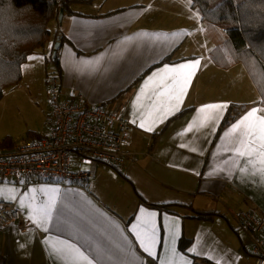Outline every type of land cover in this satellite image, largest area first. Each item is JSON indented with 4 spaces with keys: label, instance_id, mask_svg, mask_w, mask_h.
Segmentation results:
<instances>
[{
    "label": "crops",
    "instance_id": "0c3cea01",
    "mask_svg": "<svg viewBox=\"0 0 264 264\" xmlns=\"http://www.w3.org/2000/svg\"><path fill=\"white\" fill-rule=\"evenodd\" d=\"M50 25L51 41L30 57L44 50L51 55L58 43L62 97L82 94L88 104H107L126 118L134 156L117 169L99 166L86 183L0 181V201L14 203L27 219L23 229L0 228V264H250V241L236 231L234 217L241 211L264 215V176L235 154L237 137L227 134L253 107L264 116V107L241 64L223 69L210 59L224 33L201 21L188 0L74 3ZM196 60L176 110L161 70ZM210 104L226 107L209 110L215 119L201 126L199 109ZM231 104L247 107L217 135ZM4 134L0 141L10 138ZM28 140H8L0 148ZM52 196L51 216L38 226L33 209ZM163 205L172 212L153 207ZM148 213L155 256L136 235ZM180 240L189 242L186 252Z\"/></svg>",
    "mask_w": 264,
    "mask_h": 264
},
{
    "label": "built area",
    "instance_id": "2783aa9c",
    "mask_svg": "<svg viewBox=\"0 0 264 264\" xmlns=\"http://www.w3.org/2000/svg\"><path fill=\"white\" fill-rule=\"evenodd\" d=\"M50 129L45 136L0 148V181L29 179L86 183L99 166L120 168L134 154L128 150L130 124L107 104L90 105L82 94L62 97L60 77H47ZM238 233L250 241V264H264V215L241 211ZM27 219L12 202L0 201V228L23 229Z\"/></svg>",
    "mask_w": 264,
    "mask_h": 264
},
{
    "label": "trees",
    "instance_id": "16d2710c",
    "mask_svg": "<svg viewBox=\"0 0 264 264\" xmlns=\"http://www.w3.org/2000/svg\"><path fill=\"white\" fill-rule=\"evenodd\" d=\"M207 26L220 29L224 39L210 52V59L220 68L241 64L264 107V0H188ZM91 0H0V98L3 91L21 80V66L37 50L51 41L50 23L58 21L59 12H70L74 3ZM59 42L65 37L59 36ZM51 63L61 75L57 50ZM247 105L228 106L217 135L233 122ZM30 139L38 138L31 134ZM8 139L0 141L5 146ZM117 169V168H116ZM169 210L170 206H153ZM210 213L195 212V217L210 219ZM188 241L180 240L178 248L186 252Z\"/></svg>",
    "mask_w": 264,
    "mask_h": 264
},
{
    "label": "snow or ice",
    "instance_id": "6c2138e0",
    "mask_svg": "<svg viewBox=\"0 0 264 264\" xmlns=\"http://www.w3.org/2000/svg\"><path fill=\"white\" fill-rule=\"evenodd\" d=\"M29 59H37L36 57H29ZM200 62L196 60L190 63L179 64L174 67H166L161 71L166 73V79L170 81V84L166 87V92L169 93V99L175 100L176 105H173L178 110V104L182 102V97L186 94L187 85L190 83L194 71L198 68ZM164 93H161L163 95ZM226 107L225 105L210 104L202 106L199 109L200 113L204 115V122L201 126L209 121L215 119L212 111L219 110ZM261 109L253 107L247 112L237 123H235L227 135H236L238 144L235 148V154L238 157L246 158V162L250 165L253 174H259L264 176V116L258 115ZM141 127L144 124L141 123ZM150 130V129H149ZM14 191V190H13ZM53 193L56 189L50 190ZM3 195V190L0 189V196ZM10 199H15L14 196H10ZM55 204V197L52 196L45 207H38L33 209V215L30 217L38 226H42L51 216V209ZM21 206H23V200H21ZM151 213L147 214L149 219H145L140 226V231L136 233L141 247L149 256H155L153 251L156 244V231L154 224H152L150 217ZM54 251H60L55 250ZM83 260L87 261V257H84L82 253L78 254ZM75 264V262H74ZM87 264H91L87 261ZM162 264H168L167 261ZM183 264H188L184 261Z\"/></svg>",
    "mask_w": 264,
    "mask_h": 264
},
{
    "label": "rangeland",
    "instance_id": "374dc122",
    "mask_svg": "<svg viewBox=\"0 0 264 264\" xmlns=\"http://www.w3.org/2000/svg\"><path fill=\"white\" fill-rule=\"evenodd\" d=\"M53 28L48 26L50 31ZM34 57L37 59H28L21 66L20 82L6 88L0 98V134L9 135L10 141L27 138L34 133H46L50 129L47 77L55 68L47 50Z\"/></svg>",
    "mask_w": 264,
    "mask_h": 264
},
{
    "label": "water",
    "instance_id": "95a60500",
    "mask_svg": "<svg viewBox=\"0 0 264 264\" xmlns=\"http://www.w3.org/2000/svg\"><path fill=\"white\" fill-rule=\"evenodd\" d=\"M61 17H62V11L59 12L58 21L61 20ZM58 45H59L58 43H55V44H54L53 55L55 54V51H56V49L58 48Z\"/></svg>",
    "mask_w": 264,
    "mask_h": 264
}]
</instances>
